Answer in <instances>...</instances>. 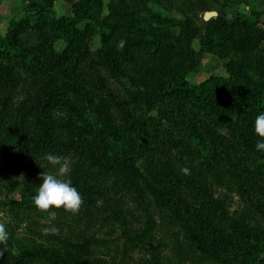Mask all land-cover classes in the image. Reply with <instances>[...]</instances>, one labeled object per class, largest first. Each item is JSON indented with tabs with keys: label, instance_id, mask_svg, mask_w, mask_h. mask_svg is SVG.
<instances>
[{
	"label": "rangeland",
	"instance_id": "rangeland-1",
	"mask_svg": "<svg viewBox=\"0 0 264 264\" xmlns=\"http://www.w3.org/2000/svg\"><path fill=\"white\" fill-rule=\"evenodd\" d=\"M249 1L102 0V12L117 8L128 10L137 25L156 33L154 37L164 45L163 59L167 60L169 69L196 84L208 75L224 73L225 60L199 49L198 41L205 21L216 16L227 20L237 16L250 18ZM36 10L24 0H0V35L6 34L15 22L23 20L27 23L19 34L21 44L27 48L48 50L51 23L56 17L69 14V6L54 0L42 13ZM207 12L214 14L206 17ZM260 20L264 26V18L260 17ZM108 21V37L103 39L99 33L89 35L75 52L80 54L77 72L84 78L86 86L106 101L111 124L117 126L120 104L136 115L140 113L136 103L128 100L124 88L129 85L125 76L134 80L146 79L155 59L147 45L135 47L131 60L120 65L124 79L118 84L107 70L95 64L93 52L99 46H118L126 36L137 37V34L130 32L122 16L111 14ZM188 25L193 28L192 36L187 33ZM149 37L152 38L151 34ZM0 66L11 69V79L0 84V142L14 128L29 135L37 134L33 116L25 115L35 94L36 82L18 64L0 59ZM246 74L253 80L258 79L250 69ZM157 78L144 85L140 89L142 93L151 92L153 95ZM6 97L7 103L3 107ZM67 97L76 106L84 104L78 95L68 93ZM171 109L170 114L175 120L187 124L185 114L174 107ZM74 117L60 106L51 108L49 128L52 141L57 145L54 152L31 153L27 150L25 157L19 160L18 152L0 146V222L6 226L13 252L34 246L62 251L66 241H86L89 257L101 264H220L197 244L188 241L181 223L154 199V183L147 175L153 169L156 176L171 175V181L177 185L175 198L181 202L198 205L203 192L211 195L219 204L213 224L225 234H230L236 223L264 239V170L258 169L257 161L249 155L236 134L213 126L210 118L198 114L193 121L203 138L208 141L210 137L207 128L219 137L221 144L217 152L220 159L213 162L201 155L182 159L179 144L187 143L183 130L179 125L161 120L154 136L144 140L154 149L142 155L132 154L141 177L130 179L117 168L91 163L85 147L80 153L74 148L63 147L79 142L77 136L60 126ZM48 154L67 160L70 172L61 178L71 181L83 203L75 215L58 210L52 225L59 229V234L45 236L41 229L47 226L42 223L47 214L38 212L33 203H18L20 188L12 189L10 181L26 183L36 192L42 183L40 176L43 172H57V168L45 159ZM183 167L189 168L191 174L183 175L180 171ZM261 258L264 260V251ZM0 264L4 263L0 261ZM31 264L45 263L36 261Z\"/></svg>",
	"mask_w": 264,
	"mask_h": 264
},
{
	"label": "trees",
	"instance_id": "trees-1",
	"mask_svg": "<svg viewBox=\"0 0 264 264\" xmlns=\"http://www.w3.org/2000/svg\"><path fill=\"white\" fill-rule=\"evenodd\" d=\"M24 1L42 13L54 0ZM60 1L68 4L69 14L52 21L48 50L27 48L21 44L19 34L26 22L23 20L15 22L6 34L0 35V59L20 65L37 84L25 111V115L33 116L37 134L29 135L14 128L6 134L0 146L18 152L19 160L25 157L27 150L31 153L54 152L57 145L52 141L49 128L50 112L52 107L60 106L75 116L74 120L62 122L60 126L79 139L77 144L63 147L74 148L79 153L85 147L91 163L117 168L130 179H138L141 174L132 154L142 155L154 149L144 140L154 136L161 120L179 125L183 130L187 143L179 144L182 159L192 155H201L213 162L220 159L217 152L221 144L219 137L207 128L210 137L206 141L193 121L201 114L210 118L213 126L236 134L249 155L257 161L258 169L264 170V151L256 149L259 137L254 131L256 117L264 114V26L260 22V17L264 18V0L249 1L250 18L237 16L227 20L216 16L205 21L198 41L199 49L225 60L224 73L208 75L196 84L189 83L169 69L167 60L163 59L164 45L154 37L156 33L137 25L128 10L117 8L103 13L102 0ZM111 14L122 16L130 32L137 37L126 36L118 46L97 47L93 52L95 64L107 70L121 84L124 75L120 65L131 60L135 47L147 45L155 59L146 79L134 80L125 76L129 85L124 88L128 100L136 103L140 113L136 115L120 104V123L117 126L111 124L106 101L88 88L77 72L80 54L75 52L89 35L99 33L103 39L108 37ZM187 33L193 35L190 25ZM247 69L253 71L258 79H251L246 74ZM154 77L158 78L155 79L157 84L152 90L153 95L151 92L142 93L140 89L154 81ZM10 79V67L0 66V84ZM68 93L78 95L84 104L76 106L67 97ZM6 103L7 97L3 107ZM171 107L185 114L187 124L182 125L171 116ZM208 160H205L207 164ZM152 171L147 175L154 183V199L181 223L188 241L197 244L220 264L264 263L261 258L264 250L260 248L264 249L263 238L236 223L230 234H225L213 224L219 204L211 195L203 192L198 205L181 202L175 198L177 185L171 181V175L156 176ZM158 173L163 174L159 170ZM10 185L12 189L20 188L18 203H33L32 197L36 192L26 183L12 180ZM64 243L62 251L34 246L13 252L8 240L7 247L0 245V261L4 264H31L36 261L45 264H101L89 257L86 241Z\"/></svg>",
	"mask_w": 264,
	"mask_h": 264
},
{
	"label": "clouds",
	"instance_id": "clouds-1",
	"mask_svg": "<svg viewBox=\"0 0 264 264\" xmlns=\"http://www.w3.org/2000/svg\"><path fill=\"white\" fill-rule=\"evenodd\" d=\"M254 131L259 137L256 143L258 151H264V114H260L255 119ZM45 159L48 164L57 168L56 174L43 172L40 176L42 183L38 186L36 194L32 197L35 209L40 213H46L47 217L42 221L45 227L41 229L42 234L58 235L59 229L52 225L58 210L73 215L77 214L82 206L83 200L78 190L72 186L66 177L70 172V166L65 158L58 155L48 154ZM183 175H190L191 171L187 167L180 169ZM9 233L4 223L0 222V245L7 247ZM2 255V253H0Z\"/></svg>",
	"mask_w": 264,
	"mask_h": 264
},
{
	"label": "water",
	"instance_id": "water-1",
	"mask_svg": "<svg viewBox=\"0 0 264 264\" xmlns=\"http://www.w3.org/2000/svg\"><path fill=\"white\" fill-rule=\"evenodd\" d=\"M213 12H207L205 15H206V17H211V16H213Z\"/></svg>",
	"mask_w": 264,
	"mask_h": 264
}]
</instances>
